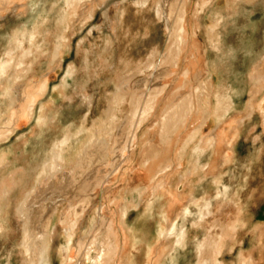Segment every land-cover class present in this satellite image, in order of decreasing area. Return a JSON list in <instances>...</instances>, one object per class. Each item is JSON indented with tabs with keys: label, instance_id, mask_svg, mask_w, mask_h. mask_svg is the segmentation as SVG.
I'll return each mask as SVG.
<instances>
[{
	"label": "rangeland",
	"instance_id": "rangeland-1",
	"mask_svg": "<svg viewBox=\"0 0 264 264\" xmlns=\"http://www.w3.org/2000/svg\"><path fill=\"white\" fill-rule=\"evenodd\" d=\"M158 1L0 0V264H39L42 238L47 241L50 264H70L80 254L77 244L82 234L89 231V239L102 231L105 234L111 220L116 225L120 203L133 191L145 192L141 206L128 213L130 223L139 222L141 233L135 239L122 235V245L137 264H155L161 256V264H173L176 259L178 264H197L205 229H197L193 222L205 201L204 191H209L211 202L207 218L230 203L217 195L220 189L211 181L213 174L207 177L206 187H197L194 199L200 205L190 203L188 214L173 210L172 194L148 189L159 176L157 171L170 162L171 171L164 176L173 180L175 191L182 192L190 180L199 183V174L205 177V168L218 161L216 150L229 135L230 125H240L245 132L237 143L243 158L233 184L237 188V180L249 179L248 192L255 194L250 201L252 215L256 220L264 217V149L259 152L256 143L258 135L264 137V85L260 94L253 89L264 84L262 14L257 10L251 21H232L238 14L247 16L244 2L253 0H168L175 31L181 7L189 33L178 46L167 33L165 19L156 12ZM234 4L242 9L240 13H233ZM206 61L225 75L221 95L228 109L221 123L215 124L212 118L202 123L189 142L188 155L176 163L179 146L202 122L196 89L202 82L211 83L207 74L202 75L204 71L199 72ZM163 83L166 91L158 94L153 111L133 131L130 123L136 106L145 107ZM125 84L129 85L126 91ZM236 90L241 93L235 96ZM250 99L261 103L252 120L248 108H238ZM238 114H243L241 119ZM181 118L184 123L174 127ZM103 120L105 131L99 132ZM216 130L224 136L218 137L215 148L207 146ZM68 133L79 153L60 168L42 170L54 144ZM134 135L137 145L131 150ZM124 145L129 146L124 151L127 156L115 166V153ZM148 146L152 149L147 150ZM248 166L253 168L249 174ZM26 168L29 175L20 191L7 200L9 186L4 184L26 173ZM99 192L104 195L83 217L66 260L62 247L67 224L62 216L74 220L87 196L95 198ZM189 199L184 194L179 204ZM26 200L21 214L20 205ZM100 208L106 220L100 218ZM183 223L188 227L187 246L178 245L176 251L161 255L164 243L171 239L170 227L175 224L178 230ZM26 239L33 242L30 250L24 246ZM116 257L112 264H119L118 254L113 253Z\"/></svg>",
	"mask_w": 264,
	"mask_h": 264
},
{
	"label": "bare ground",
	"instance_id": "bare-ground-1",
	"mask_svg": "<svg viewBox=\"0 0 264 264\" xmlns=\"http://www.w3.org/2000/svg\"><path fill=\"white\" fill-rule=\"evenodd\" d=\"M180 10L182 11V13L178 17L180 21L178 25L179 30L175 31V22H173L174 20L171 15V7L169 4V1L159 0L157 2L156 12L159 16H162L165 19L167 30H168L167 33L169 34V37L173 36L174 42H176L178 46H181L187 40V37L189 34L184 25V22H185L184 11L182 10L181 7H180ZM232 10H233V13H240L242 9L240 7L237 8L234 4V6L232 7ZM116 20H117V24L120 25L121 19L117 17ZM262 71L264 72V68H262ZM199 72L200 73L203 72L202 75L207 74V76H209V78L211 79L210 84H208L207 81L202 82L201 84H199V86L196 89V93L199 95L197 111H198V114L202 117V122L194 127V130L188 134L187 138L179 146V149L176 153V163L179 162L180 159L185 158V156L188 155L187 149H188L189 142H191L195 138V136L200 132L202 123H204L207 118H212L215 124H218V122L221 123L223 120L224 114L226 112V109H228L229 104L223 101L222 95H221L222 87H223V79L225 76L224 73H222V71H220V69L214 63H209L208 61H206L205 66ZM263 85L264 84H262L260 87L255 86L253 88L254 91L257 94H260V92L263 90ZM128 88H129V85L125 84L124 86L125 91ZM208 88L210 90H208ZM166 89H167V84L163 83L161 87H159V89H155L154 95L150 99H148V101L145 104V107L143 108L139 107L142 103L139 106L138 105L136 106L133 112V115H132V121L130 123L131 126L133 127L132 128L133 131L140 128L141 123L143 122V120H145V117L150 112L153 111L154 99L159 96L158 94L162 95V93H164ZM235 92H236L234 94L235 96L236 94L239 95L241 93V92H237V90ZM117 99L118 98L116 97L115 100L117 101ZM229 99H230V103H232L233 97L231 96L229 97ZM254 100L255 99H250L247 105L245 104L242 107L238 106V108L240 109H244V108L249 109L250 111L248 113V115L250 116L249 120L253 119V116L255 114L254 109L256 107L261 106L260 102L255 103ZM263 100H264V97L262 98L261 101ZM137 113H138V117H136ZM238 115L240 116L239 119H241L243 116V114H238ZM112 116H114V114H112ZM105 123H106L105 120H103L102 123L99 124L98 126L99 132L102 130L105 131L104 130ZM183 123H184V120L183 118H181L177 121V123H175L174 127L181 126ZM240 124L242 125V123ZM263 125H264V121H263ZM234 127L230 125L231 131L227 132V134L229 133V135L227 136L225 134L227 137L224 136L223 131L221 132L220 130L218 131L216 130L217 132L214 133L213 136L208 138V141L205 143L207 146L209 145L214 146L216 140L218 139L219 136L221 137V135L225 137V140L223 141V144L219 146V149L216 150V153L218 155L217 156L218 161L210 164L208 167L205 168V172H204L205 177L201 176L202 174H199L200 176V178L198 179L199 183L195 184V182H193L195 180H190L189 186L184 188L182 192L175 191L172 185L173 180L171 181L170 178L166 179V177L164 176V174H167L169 171H171L172 167H171V162H170V163L163 165L157 171L158 173L157 175L159 176L153 179V181H151L149 185L148 190L151 193H156L160 190L162 191L165 190L166 192L172 194V198L174 200L173 210H177L178 212L179 210H182V213L188 214V212L190 211L189 210L190 203L197 204V205L199 204L197 200L194 199L196 197L197 187H200V186L202 188L206 187L205 183L208 182L207 177L209 175L212 176L213 174V179L211 181L214 182L217 189H220L217 195L223 196L226 200L230 201L229 204L220 208V210L216 211L214 214H212L211 216L207 218L211 202L210 200L208 202V199L210 197L209 191H206L207 189L204 191L205 196L203 197V200L205 201L203 203H200L201 204V205L199 204L200 206L198 205L199 206L198 217H197L198 219L193 222L194 224L193 226H195L197 229L198 228L205 229L204 237L198 244L197 264H264V220H262L264 219V217H261L260 219L256 220L255 219L256 217L255 216L253 217L252 215L250 201L253 197H255V194L253 192L254 190L248 192V188L251 186L249 179H246L244 182L237 180L238 181L237 183H239L240 185V187H237V188L233 184L235 180H233L232 177L236 176L237 171L239 172V168L237 167V165L241 162L243 158L241 152H239V150L237 149V143L240 139H242L243 135H245V132H243L244 130H242V127L240 125L239 126L236 125ZM72 139H73L72 134L68 133L63 137L61 141L56 142L54 144L51 150V154L49 156V160L44 164L42 170H48L50 168V170L52 169L51 171H53L54 169L60 168L62 166V163H66L67 161H69L70 157H73V155L76 152L79 153V150L77 149V145ZM132 141H133L132 145L130 144V141H128L129 145H131V150L133 146L137 145V139L135 135ZM258 141L259 142H256V143L260 144L259 152L262 153L264 149V137H262L261 135H258ZM128 147L129 146L124 145L122 148L118 150V152L115 153V161L113 162L115 166L116 165L120 166V162L124 158H126L127 155L125 156L124 151H127L126 149H128ZM148 149L151 150L152 146H148L147 150ZM103 150H106V148ZM261 153H260V156L262 155ZM103 158H104V161H105V158H107L106 151L103 153ZM252 169H253L252 166H248V170H247L248 174L252 172ZM28 171L29 170H27L26 168V173L22 171L20 172L18 176H13L12 178L13 180L10 184L9 183L4 184V185L9 186L7 200H12L13 198L17 196L18 192L20 191V187L24 183L23 181L25 177L27 179V176L29 175ZM117 177H114L112 179H117ZM173 178L174 177L172 176V179ZM220 186L222 188H219ZM144 193H145L144 191H140V192L133 191L129 197L122 199L123 202L120 203L118 216H117V219H115L116 225L114 224V220H111V224L109 223L108 227L106 226L107 227L105 229L106 232L104 231L105 234L102 231V233L91 235L90 238L88 239L87 236L90 232L85 231L86 234L85 235L82 234L83 236H81L77 244V248L80 254L75 260H72L70 264H79L81 261H85L88 259H90L89 264H112V261L117 260V257L113 259V253L118 254L119 256L118 258H120L119 264H137V258L133 256L132 254H130V252H128V249L125 243H123L122 245V241L124 242V239L128 237L135 239L136 236L141 233L139 231L140 230L139 222L136 221V222L130 223L128 213L131 208L133 207L136 208V207L141 206ZM184 194H189L190 202H188L185 205L183 204L181 205L179 204V201H180L181 196H183ZM103 195H104L103 192H99L95 198L87 196V198L81 204V208L75 211L74 213L75 216L73 218L74 220L68 219V215L62 216V219H61L62 223L65 222L67 224V227L65 228L66 245L62 247L64 258L66 260H68V249L70 247L72 239L76 236L78 226L82 222L83 217L85 216L86 213L89 212V210L93 208L94 203L96 201H99L102 199ZM27 203L28 202L26 200V202L24 201L20 205L21 207L19 208V212L21 214L24 213L25 211L24 207L25 205L27 207ZM181 207H183V209H181ZM102 211H103L102 209L99 211V216L101 219L106 220L107 217ZM106 214L108 213L106 212ZM93 220H94V215L92 216L91 224H89L91 225L90 228L93 227V223H92ZM168 228H167V231H169ZM187 228L184 223L179 227L178 230L176 229L175 224H173L170 227V232L168 234V237L171 236V239L167 240L164 243L162 247L163 252L161 255H166L168 252L170 254L171 251H176L178 245L187 246L188 244L187 241L189 237ZM166 233L167 232L162 233V234H164L165 236ZM244 234H245V237H244ZM122 235L126 236L123 240H122L123 238ZM191 235L193 236V234ZM30 236L31 235L27 234L26 232V238H29ZM240 240L241 242H239ZM46 242L47 241L44 242V239L42 238L43 245L38 248L39 264H50L49 250L48 248H45L44 246ZM32 244L33 242H31L30 240L27 241V239L24 242V246L26 247L27 250L32 249ZM115 246L119 248L118 251L113 250ZM161 257L157 259L155 264H161ZM176 260L173 264H178L177 263L178 261Z\"/></svg>",
	"mask_w": 264,
	"mask_h": 264
},
{
	"label": "crops",
	"instance_id": "crops-1",
	"mask_svg": "<svg viewBox=\"0 0 264 264\" xmlns=\"http://www.w3.org/2000/svg\"><path fill=\"white\" fill-rule=\"evenodd\" d=\"M245 3H250L249 5H246ZM244 6L246 7L247 10V16L245 14H238L235 16V18L232 21H237L239 19H243L247 21L253 20V12L255 11H260L262 14V28L264 32V1L263 0H253V1H245ZM225 14H229V12H222ZM256 26V24L254 25Z\"/></svg>",
	"mask_w": 264,
	"mask_h": 264
}]
</instances>
